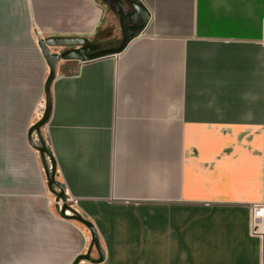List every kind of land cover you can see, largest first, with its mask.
<instances>
[{
    "label": "crops",
    "instance_id": "1",
    "mask_svg": "<svg viewBox=\"0 0 264 264\" xmlns=\"http://www.w3.org/2000/svg\"><path fill=\"white\" fill-rule=\"evenodd\" d=\"M131 1L145 30L119 55L59 62L46 127L99 264H264L251 228L264 206V0ZM115 19L101 0H0V264H72L90 248L57 213L28 132L49 75L38 41L114 46L102 33Z\"/></svg>",
    "mask_w": 264,
    "mask_h": 264
},
{
    "label": "water",
    "instance_id": "2",
    "mask_svg": "<svg viewBox=\"0 0 264 264\" xmlns=\"http://www.w3.org/2000/svg\"><path fill=\"white\" fill-rule=\"evenodd\" d=\"M111 10H117L122 38L120 43L114 46H99L95 41L82 37H48L38 41L39 49L49 67V75L44 86L45 111L42 118L30 128L28 138L34 149L39 152L45 172L48 188L56 198V210L59 216L66 220H74L85 226L91 233L92 241L85 255L78 256L72 264H80L87 261L99 264L104 261L105 254L102 251L99 236L93 223L83 218L69 204L66 190L63 184L56 179V164L52 154L44 140L42 129L49 123L52 111L51 87L57 76V65L61 61L89 62L102 57L121 54L136 36L141 34L150 20V14L146 7L137 1L131 0H101ZM51 49H64L61 52H52ZM36 135L40 145H34L32 136ZM62 204V205H61ZM98 252L99 259L91 258V251Z\"/></svg>",
    "mask_w": 264,
    "mask_h": 264
},
{
    "label": "rangeland",
    "instance_id": "3",
    "mask_svg": "<svg viewBox=\"0 0 264 264\" xmlns=\"http://www.w3.org/2000/svg\"><path fill=\"white\" fill-rule=\"evenodd\" d=\"M106 7H107V9H109V11H113V13L115 15V18H116L115 19V25L116 26H113V28H114L116 34H120L119 37H120V40H121L122 36H121V28H120V24H119L118 11L117 10H111L108 6H106ZM63 50L64 49H56V52H61ZM51 51L53 52L54 49H51ZM44 111H45V97L43 98L42 104L40 105V109H39L38 114H37V116H39L40 119L42 118V116L44 114ZM46 127H47V125L42 129V134H43L44 140H45V142L47 144L48 137H47V129H46ZM33 143H34V145H37V146L40 145V143L38 141V137L36 135L33 136ZM47 147H48V144H47ZM37 153L39 155V152H37ZM56 179H57V181H59V179L57 177V173H56ZM45 182L47 183L46 176H45ZM49 193H50L51 198L54 201H56L55 196L51 192H49ZM68 204L71 206L70 201H68Z\"/></svg>",
    "mask_w": 264,
    "mask_h": 264
},
{
    "label": "built area",
    "instance_id": "4",
    "mask_svg": "<svg viewBox=\"0 0 264 264\" xmlns=\"http://www.w3.org/2000/svg\"><path fill=\"white\" fill-rule=\"evenodd\" d=\"M251 228L253 234L264 238V206H257L251 212Z\"/></svg>",
    "mask_w": 264,
    "mask_h": 264
},
{
    "label": "flooded vegetation",
    "instance_id": "5",
    "mask_svg": "<svg viewBox=\"0 0 264 264\" xmlns=\"http://www.w3.org/2000/svg\"><path fill=\"white\" fill-rule=\"evenodd\" d=\"M102 35L108 36L107 39H104V41L110 42L111 45H117V44L120 43V37H119L120 35L119 34H115V32H114V30L112 28H111V30L102 33ZM116 38H117V40H116ZM97 45L100 46V45H102V43H100V41H99V43H97Z\"/></svg>",
    "mask_w": 264,
    "mask_h": 264
},
{
    "label": "trees",
    "instance_id": "6",
    "mask_svg": "<svg viewBox=\"0 0 264 264\" xmlns=\"http://www.w3.org/2000/svg\"><path fill=\"white\" fill-rule=\"evenodd\" d=\"M100 1V0H99Z\"/></svg>",
    "mask_w": 264,
    "mask_h": 264
}]
</instances>
